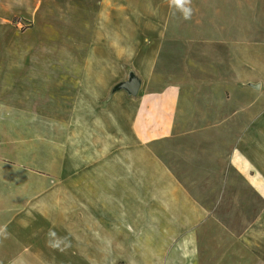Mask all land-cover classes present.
<instances>
[{"label": "crops", "instance_id": "0c3cea01", "mask_svg": "<svg viewBox=\"0 0 264 264\" xmlns=\"http://www.w3.org/2000/svg\"><path fill=\"white\" fill-rule=\"evenodd\" d=\"M221 1L193 43L224 65L204 69L221 77L206 90L226 94L206 95L203 131L177 132L185 100L155 83L166 32L148 9L124 8L123 48L111 31L122 9L100 6L82 67L48 71L63 89L39 114L35 70L9 64V87L25 77L28 94L0 100V264H264V0L237 3L236 19ZM50 229L70 246H51Z\"/></svg>", "mask_w": 264, "mask_h": 264}, {"label": "rangeland", "instance_id": "374dc122", "mask_svg": "<svg viewBox=\"0 0 264 264\" xmlns=\"http://www.w3.org/2000/svg\"><path fill=\"white\" fill-rule=\"evenodd\" d=\"M224 1L223 9L231 7L233 10H230V19L237 15L239 4L248 8L254 2L253 0ZM221 2V0H192L194 14L190 20L185 21L178 12L169 7L168 0H0V100L12 101L15 97L26 99L28 93L25 92L26 88L22 83V78L25 77H18L20 83L13 87H9L6 82L9 64L14 59H18L20 66L35 70L33 76L27 78H34L33 81L36 83L31 86L34 89H28L37 103L36 113L43 111L40 105L42 103L48 105L49 99L54 103L59 102L63 89L60 84L61 77L51 76L48 71L82 67L87 55V47L91 42L98 8L108 4L122 9L112 16L116 17L115 22L121 27L112 28L111 31L119 42L117 46L123 48L125 44L134 42L133 29L129 26L130 20H135V14L124 11V8H134L139 16L145 15V10L148 9L150 21H155V25L158 21L160 25L165 24L166 32V40L159 54L155 83L181 85L185 100L186 109L179 117L177 132L203 131L205 127H210V124H205V116L210 113V109L205 105L206 95L211 101L212 95L217 94V100L220 101L226 94L206 90L207 83L210 86L220 84L221 77L215 73L207 76L204 69L211 65L208 73H212L213 70L220 71L219 69L224 65L220 60H204V44L193 43L199 40L197 36L203 35L207 27L209 30L212 29L209 24L213 15H215L213 20L220 21L218 12ZM245 10L248 12L247 9ZM247 14L242 19L246 23V29L247 24L252 25V21L256 19L252 11ZM106 15L108 16V12ZM138 31L141 33L144 29L139 28ZM129 46L132 47L131 44ZM198 55L202 58L199 59ZM71 77L68 76L69 79ZM227 95L231 98V93ZM247 98L251 101L255 96L249 95ZM213 110L219 111V108L214 107ZM44 111L50 114L48 106ZM0 140L4 141L1 136ZM161 155L169 165H174L170 152ZM51 158L49 152L48 164L51 163L49 161Z\"/></svg>", "mask_w": 264, "mask_h": 264}, {"label": "clouds", "instance_id": "9594fccd", "mask_svg": "<svg viewBox=\"0 0 264 264\" xmlns=\"http://www.w3.org/2000/svg\"><path fill=\"white\" fill-rule=\"evenodd\" d=\"M168 5L178 12L185 21L190 20L194 14L192 0H168ZM49 236L54 238L49 240V244L53 247H60L61 244L70 246L66 237H58L52 229L49 230Z\"/></svg>", "mask_w": 264, "mask_h": 264}, {"label": "water", "instance_id": "95a60500", "mask_svg": "<svg viewBox=\"0 0 264 264\" xmlns=\"http://www.w3.org/2000/svg\"><path fill=\"white\" fill-rule=\"evenodd\" d=\"M138 81L137 80H132L129 83H125L122 85L123 88H126L130 93L136 94L138 90Z\"/></svg>", "mask_w": 264, "mask_h": 264}]
</instances>
